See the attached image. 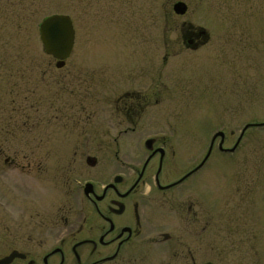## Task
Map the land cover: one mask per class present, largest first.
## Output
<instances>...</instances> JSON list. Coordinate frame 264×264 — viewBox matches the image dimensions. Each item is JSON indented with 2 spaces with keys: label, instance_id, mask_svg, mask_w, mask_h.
<instances>
[{
  "label": "rangeland",
  "instance_id": "rangeland-1",
  "mask_svg": "<svg viewBox=\"0 0 264 264\" xmlns=\"http://www.w3.org/2000/svg\"><path fill=\"white\" fill-rule=\"evenodd\" d=\"M179 2L188 6L183 17L173 12ZM54 15L70 17L75 30L63 70L45 54L39 34L42 21ZM196 31L209 36L207 44L188 50L184 33ZM130 68L147 70L146 79L172 75L180 81L152 122L191 129L179 133L185 139L182 173L199 164L197 131L204 160L215 134L224 133V149L233 150L244 128L252 127L233 156L220 153L217 140L195 187L203 218L212 222L208 238L217 246L218 264H264V127H254L264 124V0H0V150L19 162L26 117L27 138H35L40 121L44 139L58 132L52 138L59 145H73L78 135L63 131V122L83 106L94 117L92 132L105 138L97 125L114 100L105 98L102 81ZM157 132L168 131L145 135ZM137 144L125 138L119 148L120 160L138 168L145 152ZM70 163H57L59 187ZM72 168L81 182L103 180L104 172L108 180L121 170L107 159L95 168L82 161ZM10 170L14 183L19 171ZM34 182L27 178L29 187Z\"/></svg>",
  "mask_w": 264,
  "mask_h": 264
},
{
  "label": "flooded vegetation",
  "instance_id": "flooded-vegetation-1",
  "mask_svg": "<svg viewBox=\"0 0 264 264\" xmlns=\"http://www.w3.org/2000/svg\"><path fill=\"white\" fill-rule=\"evenodd\" d=\"M184 35L188 50L206 46L209 39L204 31ZM55 62L57 70L65 69L66 63L58 69ZM120 72L125 75L102 81L105 98L114 100L111 107H103V121L97 125L105 138L97 139L99 134L92 132L94 117L83 106L80 113L63 122V131L73 130L78 135L73 145L69 141L59 145L52 138L58 132L44 139L40 121L34 126L35 138H27L26 117L19 162L4 148L0 150V264L219 263L217 246L211 243L212 236L208 238L212 222L203 218L195 186L200 184L217 140L218 151L233 156L252 127L244 128L234 152L224 149V133L215 134L204 160L197 131L199 164L182 173L185 162L180 147L185 139L179 133L191 129L152 122V115L161 110L158 105L174 95L179 79L173 76L171 80L172 75L164 81L152 75L146 79L145 69L137 74L131 68ZM154 129L168 132L145 135ZM125 138L137 140L144 148L145 159L138 168L120 160L119 147ZM106 146L114 150L107 152ZM60 159L71 162L62 174V187ZM105 159L121 169L108 175V180L105 172L103 180L73 178L72 163L82 161L95 168ZM12 168L19 171L14 183L10 180ZM28 177L35 178L34 186H28Z\"/></svg>",
  "mask_w": 264,
  "mask_h": 264
},
{
  "label": "water",
  "instance_id": "water-1",
  "mask_svg": "<svg viewBox=\"0 0 264 264\" xmlns=\"http://www.w3.org/2000/svg\"><path fill=\"white\" fill-rule=\"evenodd\" d=\"M173 11L177 16H184L188 12V6L184 2H179L174 5ZM50 21H62L65 23L66 26L68 25L71 26L70 27L71 38L61 48L52 49L49 46L48 38H47L48 36L47 26L49 25ZM39 34L45 54L57 61L56 67L58 69L63 68L65 66L66 61L71 57L75 45V30L70 17L63 15H55L44 19L39 26ZM90 164L94 165L93 162H90Z\"/></svg>",
  "mask_w": 264,
  "mask_h": 264
},
{
  "label": "snow or ice",
  "instance_id": "snow-or-ice-1",
  "mask_svg": "<svg viewBox=\"0 0 264 264\" xmlns=\"http://www.w3.org/2000/svg\"><path fill=\"white\" fill-rule=\"evenodd\" d=\"M70 25L66 26L62 21H50L47 26L48 43L52 49L61 48L70 37Z\"/></svg>",
  "mask_w": 264,
  "mask_h": 264
}]
</instances>
